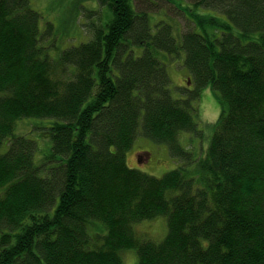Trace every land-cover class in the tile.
<instances>
[{
    "label": "trees",
    "instance_id": "16d2710c",
    "mask_svg": "<svg viewBox=\"0 0 264 264\" xmlns=\"http://www.w3.org/2000/svg\"><path fill=\"white\" fill-rule=\"evenodd\" d=\"M173 1L185 30L153 26V0H98L89 41L53 58L54 25L41 31L31 0H0V264H125L127 250L137 264H264V0ZM182 52L194 89L176 98L160 57ZM209 85L222 110L198 157L180 135L201 134ZM22 119L52 120L39 161L14 136ZM140 137L181 166L130 167ZM159 216L163 240L137 232Z\"/></svg>",
    "mask_w": 264,
    "mask_h": 264
},
{
    "label": "rangeland",
    "instance_id": "374dc122",
    "mask_svg": "<svg viewBox=\"0 0 264 264\" xmlns=\"http://www.w3.org/2000/svg\"><path fill=\"white\" fill-rule=\"evenodd\" d=\"M156 14L152 17L153 26L162 20H175L179 30L187 28V21L182 13L176 8L172 0H153ZM178 1V0H176ZM181 1V0H179ZM187 0H182L185 3ZM31 7L42 16L40 28L42 32L47 30L48 24L54 25V32L46 46L49 54L56 58L61 51L81 43L89 41L92 36L89 25H99L103 11L98 0H31ZM90 10L95 12H90ZM166 13L164 14L158 13ZM100 14V15H99ZM167 17V18H166ZM172 20V21H174ZM174 25L176 26V24ZM86 25V26H85ZM88 26V27H87ZM191 26V25H190ZM176 28V35H178ZM136 56L143 54V48H134ZM167 65L171 78V89L174 97L182 96L184 87L194 89L189 70L185 66V53L181 55L160 57ZM195 120L198 123L201 134L184 132L180 135V142L190 149L195 156L205 155L214 132V125L220 117L222 106L218 93L212 85L207 86L201 92L200 99L194 103ZM51 119H22L18 121L14 130V136H26L35 140L38 144L37 160L49 154L53 145L50 127ZM9 143L5 142L0 148V153L7 152ZM128 165L139 169L155 177H163L168 172L177 169L181 163L173 158L167 144H157L150 139L140 137L136 140L133 148L127 153ZM137 232L143 237L154 241L163 240L168 234L167 219L159 216L153 220L140 222L136 226ZM125 264H137L138 255L134 250L125 251Z\"/></svg>",
    "mask_w": 264,
    "mask_h": 264
},
{
    "label": "bare ground",
    "instance_id": "6f19581e",
    "mask_svg": "<svg viewBox=\"0 0 264 264\" xmlns=\"http://www.w3.org/2000/svg\"><path fill=\"white\" fill-rule=\"evenodd\" d=\"M138 225V224H137Z\"/></svg>",
    "mask_w": 264,
    "mask_h": 264
}]
</instances>
